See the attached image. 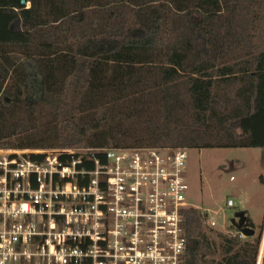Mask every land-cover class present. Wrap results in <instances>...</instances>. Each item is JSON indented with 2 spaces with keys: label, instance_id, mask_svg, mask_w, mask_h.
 <instances>
[{
  "label": "trees",
  "instance_id": "obj_1",
  "mask_svg": "<svg viewBox=\"0 0 264 264\" xmlns=\"http://www.w3.org/2000/svg\"><path fill=\"white\" fill-rule=\"evenodd\" d=\"M13 1L0 0L1 24L23 41L0 30V134L17 133L0 137V149L264 148V51L163 83L226 56L227 44L205 24L211 15L233 22L226 25L230 40L242 43L236 51L247 48L252 39L235 23L238 13L220 10L236 0ZM243 18L262 20L264 13ZM250 29L263 43L264 30ZM156 31L158 46L149 36ZM4 104L14 111L10 119ZM205 218L185 211L181 264H255L261 234L239 241L208 230ZM241 219L228 230L254 229L249 216Z\"/></svg>",
  "mask_w": 264,
  "mask_h": 264
},
{
  "label": "built area",
  "instance_id": "obj_2",
  "mask_svg": "<svg viewBox=\"0 0 264 264\" xmlns=\"http://www.w3.org/2000/svg\"><path fill=\"white\" fill-rule=\"evenodd\" d=\"M186 151L0 149V264H181Z\"/></svg>",
  "mask_w": 264,
  "mask_h": 264
},
{
  "label": "rangeland",
  "instance_id": "obj_3",
  "mask_svg": "<svg viewBox=\"0 0 264 264\" xmlns=\"http://www.w3.org/2000/svg\"><path fill=\"white\" fill-rule=\"evenodd\" d=\"M236 1L237 5L231 7H221L220 10H234L238 13V19L235 21V23L240 24L252 39L250 44L244 45L247 46V48L242 51H236L235 48H239L240 44L242 43L233 40L234 38L230 40V35L227 34L228 31L226 29V25L231 23L233 24V22H218L212 19L211 15V19L205 24H208L213 32L220 36L227 44L228 50L226 51L228 52H226V56L223 59L215 60L213 64H199L198 68L194 71L187 69L186 74L176 78L168 79L167 81H163V83L189 75H197L202 71L208 73L211 68L228 62H233L235 60H240L244 57L250 56L251 54L264 51V42H254L255 39H253V37L256 39L258 38L250 29L251 26H260L264 30V18L262 20H245L243 18V15L246 12L264 13V0ZM15 4L16 3L14 0L12 5L15 6ZM3 7H5V4H3ZM29 7V3L25 4L26 9ZM209 9L210 13L212 14L214 8L210 6ZM59 17L61 16L59 15ZM193 22L196 24L202 23L199 20H194ZM1 23L2 22L0 19V30L4 37H8L10 40L14 39V41L17 43L23 41V37L21 36H15V38H13L14 36L7 35L6 31H4L5 28ZM216 26H219L223 32L217 31L215 28ZM226 34L229 36H226ZM157 35L158 37L149 34L151 41L156 46H158L160 41H162V38L158 32ZM44 53L45 55H48L47 51ZM69 58V56L62 57L64 61H68ZM17 74L19 75L18 69L16 71L14 70L9 72L11 80L16 79ZM150 87L152 86H148L147 88ZM7 88L9 89V86ZM8 89H5L3 93L6 94ZM142 90L145 89L142 88L124 95L109 98L108 100L93 104L92 106L84 107L78 112L106 105L110 102L119 100ZM227 97L230 99V96ZM2 108V116L10 119L11 112H14L10 108V105L4 104L2 105ZM61 118L63 117L45 120L35 127L46 125L47 123L59 120ZM16 133L17 132H12L9 134L4 133L0 134V137L13 135ZM186 155V180L188 183L187 202L192 205V207L198 209L202 213L207 214L208 219H212L215 222V228L210 231L221 232V230L224 228L228 229L230 221H238L240 217L239 215L243 214L249 216L254 224L253 235L251 238L253 239L261 234L263 231L264 222V148L245 146L205 148L199 150L191 149L186 151ZM230 178L232 179L230 180ZM227 200H231L233 202L232 208H228L226 206ZM261 248L263 250L261 252L260 264H264V243H262Z\"/></svg>",
  "mask_w": 264,
  "mask_h": 264
},
{
  "label": "water",
  "instance_id": "obj_4",
  "mask_svg": "<svg viewBox=\"0 0 264 264\" xmlns=\"http://www.w3.org/2000/svg\"><path fill=\"white\" fill-rule=\"evenodd\" d=\"M21 4L23 5L24 4V1H21ZM241 215L242 214L239 215L240 217H239V219L237 221L239 225L242 224ZM233 222H235V220H231L230 221V224L233 223ZM241 232L243 233V235L245 237H251L253 235V230L252 229H249V228H246V227L242 228Z\"/></svg>",
  "mask_w": 264,
  "mask_h": 264
},
{
  "label": "crops",
  "instance_id": "obj_5",
  "mask_svg": "<svg viewBox=\"0 0 264 264\" xmlns=\"http://www.w3.org/2000/svg\"><path fill=\"white\" fill-rule=\"evenodd\" d=\"M263 232H264V222H263Z\"/></svg>",
  "mask_w": 264,
  "mask_h": 264
}]
</instances>
